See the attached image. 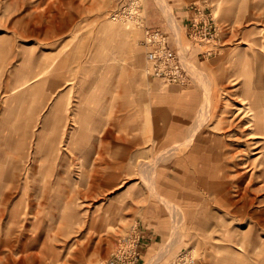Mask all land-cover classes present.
Segmentation results:
<instances>
[{
  "label": "rangeland",
  "instance_id": "obj_1",
  "mask_svg": "<svg viewBox=\"0 0 264 264\" xmlns=\"http://www.w3.org/2000/svg\"><path fill=\"white\" fill-rule=\"evenodd\" d=\"M147 28L185 84L152 75ZM31 81L37 121L30 93L8 112ZM142 224L164 244L135 264H264V0H0V264H104Z\"/></svg>",
  "mask_w": 264,
  "mask_h": 264
},
{
  "label": "built area",
  "instance_id": "obj_2",
  "mask_svg": "<svg viewBox=\"0 0 264 264\" xmlns=\"http://www.w3.org/2000/svg\"><path fill=\"white\" fill-rule=\"evenodd\" d=\"M217 35V27L209 14H200V20H191L187 36L192 40H209ZM143 45L147 48L146 61L152 75L170 83L185 84L187 75L179 56L173 49L167 35L160 29L147 28ZM140 237L135 230L121 237L104 264H135L139 259Z\"/></svg>",
  "mask_w": 264,
  "mask_h": 264
},
{
  "label": "crops",
  "instance_id": "obj_3",
  "mask_svg": "<svg viewBox=\"0 0 264 264\" xmlns=\"http://www.w3.org/2000/svg\"><path fill=\"white\" fill-rule=\"evenodd\" d=\"M173 9H176L177 13L180 14V22L185 28L188 27V23L192 19H197V13H195L194 10H188L187 8L184 9L182 6L179 7L177 5H174ZM204 11L205 10H203L202 13H205ZM169 41H170V39H169ZM180 62H181V59H180ZM30 86H31L30 87L31 90L28 93L27 92H22V93L19 92L17 95H14V96H11L10 98H8V104H9L8 112L11 113V115H12V113L14 114L15 105H17V103H20V102L22 104V102L25 98L24 94L30 93V99L33 100V108H32L31 103H30V106L32 108L30 110V115H32V117H30V119L37 121L39 109H38V104H37L38 94H37L36 90H37L38 85H37V83H35V81H31ZM35 87H36V90H34ZM62 97H63L62 94H60V95L58 94L55 96V94L53 93L51 95V97H49L47 99L43 98L41 113L44 112L46 120L50 117V114L53 113V111H51L50 109L55 107V104H58V106H59V103H60ZM43 104H44V106H43ZM93 108H94L93 111L97 110L95 107H93ZM5 112H6V110H5ZM84 114L85 115H84V121L83 122L85 124L86 109L84 111ZM181 130H182V128H181ZM180 138L181 139H179V141H180V143H182L184 140V135H181ZM25 139H26V137H25ZM196 139H197V137H195V139L191 142L192 149H191V151H189L188 156H190V157L199 156L200 158H202L200 155V152H199L200 151L199 146H202L203 144H201V141H197ZM27 144H28L27 141H23L20 143V145H21V147L19 149L20 155H22V156L24 155L23 151L25 150V147L27 146ZM10 151L11 150L9 148L5 150L3 161L21 160V157L16 158L13 156H9ZM205 161L208 163L211 162L208 158H206ZM139 236H140L139 251H140V254H141V257L143 260L146 256H148L150 250L152 251V255H153V253L158 252L160 250V248L162 247V245L164 244L163 233L160 231V229H158L156 227H151L150 224L147 226L144 224L141 225V229L139 230Z\"/></svg>",
  "mask_w": 264,
  "mask_h": 264
},
{
  "label": "bare ground",
  "instance_id": "obj_4",
  "mask_svg": "<svg viewBox=\"0 0 264 264\" xmlns=\"http://www.w3.org/2000/svg\"><path fill=\"white\" fill-rule=\"evenodd\" d=\"M255 116H256V118H258V114H256ZM256 128H257V127H256ZM192 136H193V135H191V137H192ZM186 137H187V136H186ZM188 137H190V136L188 135ZM188 137H187V138H188ZM187 138H186V139H187ZM191 140H192V139H191ZM183 141H184V140H183ZM190 142H192V141H190ZM185 144H186V143H185ZM188 147H189V146H188ZM255 149H256V148H255ZM258 153H259V151H258V150H255L254 154H258ZM205 156H206V158H208L210 161H211V160H213V161H214V160H215V161H220V159L222 160L223 153H221V155L219 156V154H217L216 151H213V150L211 149V153H210V154L207 153ZM220 157H221V158H220ZM206 158H205V159H206ZM256 158H257V157H256ZM210 166H211V165H210ZM216 167H217V166H216Z\"/></svg>",
  "mask_w": 264,
  "mask_h": 264
}]
</instances>
